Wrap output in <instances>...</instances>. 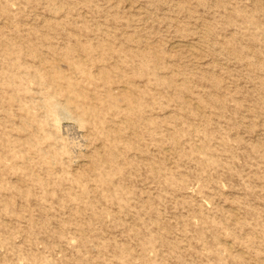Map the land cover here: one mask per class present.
Returning a JSON list of instances; mask_svg holds the SVG:
<instances>
[{
  "label": "rangeland",
  "instance_id": "obj_1",
  "mask_svg": "<svg viewBox=\"0 0 264 264\" xmlns=\"http://www.w3.org/2000/svg\"><path fill=\"white\" fill-rule=\"evenodd\" d=\"M0 264H264V0H0Z\"/></svg>",
  "mask_w": 264,
  "mask_h": 264
}]
</instances>
